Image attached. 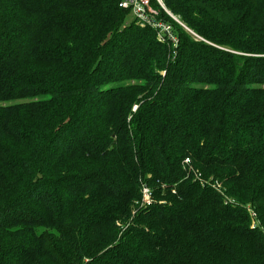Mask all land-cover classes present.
I'll return each instance as SVG.
<instances>
[{"label": "trees", "instance_id": "trees-1", "mask_svg": "<svg viewBox=\"0 0 264 264\" xmlns=\"http://www.w3.org/2000/svg\"><path fill=\"white\" fill-rule=\"evenodd\" d=\"M163 1L0 0V264H264V0Z\"/></svg>", "mask_w": 264, "mask_h": 264}, {"label": "built area", "instance_id": "built-area-1", "mask_svg": "<svg viewBox=\"0 0 264 264\" xmlns=\"http://www.w3.org/2000/svg\"><path fill=\"white\" fill-rule=\"evenodd\" d=\"M156 2L177 22L184 25L177 16L168 10L163 0H156ZM121 6L126 9H131L141 26H151L156 29L158 38L161 41L169 42L173 47L178 45V36L174 32L173 26L170 22L160 18L161 8L154 6L152 0H122ZM144 191L149 196V189L145 188Z\"/></svg>", "mask_w": 264, "mask_h": 264}, {"label": "rangeland", "instance_id": "rangeland-1", "mask_svg": "<svg viewBox=\"0 0 264 264\" xmlns=\"http://www.w3.org/2000/svg\"><path fill=\"white\" fill-rule=\"evenodd\" d=\"M166 6V5H165ZM135 19V16L132 14V13H129L128 15H127V21L128 22H132L133 20ZM172 25V24H171ZM173 26V25H172ZM173 29H174V27H173ZM187 161V160H186ZM143 201H144V203L145 204H150V195L149 196H147L146 194H145V191H143Z\"/></svg>", "mask_w": 264, "mask_h": 264}]
</instances>
